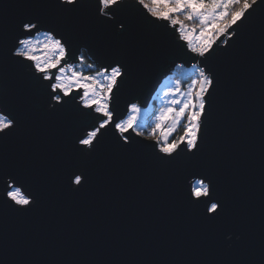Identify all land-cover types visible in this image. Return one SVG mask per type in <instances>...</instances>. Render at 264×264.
I'll return each instance as SVG.
<instances>
[{
    "label": "water",
    "instance_id": "95a60500",
    "mask_svg": "<svg viewBox=\"0 0 264 264\" xmlns=\"http://www.w3.org/2000/svg\"><path fill=\"white\" fill-rule=\"evenodd\" d=\"M97 3L79 0L69 11L59 0H0V113L17 121L0 139V264H264V12L237 22L200 57L179 25L155 20L137 0H123L111 20ZM27 18L41 25L32 36L63 37L60 66L82 51L101 69L121 66L115 122L133 103L147 107L177 64L210 72L199 151L181 144L169 160L156 139L114 124L92 147L80 145L101 116L80 101L82 89L57 102L29 61L8 58ZM9 172L34 199L31 208L8 200ZM76 175L86 177L79 190L70 182ZM199 179L224 203L214 220L189 197Z\"/></svg>",
    "mask_w": 264,
    "mask_h": 264
},
{
    "label": "snow or ice",
    "instance_id": "6c2138e0",
    "mask_svg": "<svg viewBox=\"0 0 264 264\" xmlns=\"http://www.w3.org/2000/svg\"><path fill=\"white\" fill-rule=\"evenodd\" d=\"M137 2L155 20L168 21L174 27L179 25L180 39L186 41L191 52L198 54L200 57H205V54L213 48L217 38L224 35L233 25H237V22L243 23L245 19L258 10L264 12V0H137ZM78 3L79 0H59L58 6L70 5L72 8L67 10L71 11ZM230 4L239 5V7L229 13L228 7ZM122 9L123 0H98L96 11L101 17H108L111 20ZM182 14L185 15L186 20H199L201 25L199 36L195 35V30L186 29L182 21L174 18V16ZM229 15L231 16L230 19L228 18ZM34 20H38V18H27L19 21L16 28L23 38L15 40L11 47L7 49L8 58H22L29 61L35 72L42 74L43 79L50 83L52 91L56 93L52 98L57 102L62 99L61 93L63 96H69L73 86L84 90L81 97L84 106L94 109V112L101 114V116L99 127L90 131L86 138L79 139V144L92 147L93 141L97 138V134L100 133L101 129H105L111 124H114L115 129L120 133H127L129 129H132L135 125V117L130 116L127 120L115 122L110 107L113 89L118 84V78L123 75L121 66L117 64L110 67V71L106 68L101 72H97L95 76L86 77L73 70L71 66H68L67 69L60 66L68 54L66 42H62L63 37L58 39L50 31L45 36L44 41L34 43L32 34L38 31L41 26ZM121 27L123 28L124 25L121 24ZM38 52H43L44 55H37ZM49 52H54L56 55L49 56L47 55ZM80 59L83 60V56ZM52 69H58L59 74L53 75ZM66 71H71V75L66 77L64 75ZM101 76H103V79H100ZM36 79H40V77L38 76ZM213 82V76L210 72H206L204 68L199 69V79L193 81L194 85L199 84V90L195 92V96L186 100L179 112L173 114L172 110L169 109L167 113H162L158 117L159 122L149 135L153 139L163 141L159 150L169 160L175 159V156L180 154L181 144L185 145L189 153L195 154L196 151H199L198 140L203 123L202 116L205 112V94L209 92ZM189 95L191 96V93ZM131 109L133 112L138 111L135 104L131 105ZM186 112L188 123L185 125L184 135L169 143L168 135L172 130L163 131V122L170 118L179 120L180 116L185 115ZM16 126L17 121L11 113L7 115L0 113V139L9 136ZM158 130L160 131L159 137L156 136ZM140 135H143V133H140ZM124 139L127 142L126 136ZM77 151L83 153V149L77 148ZM6 174L10 177L7 188L11 189H6L8 200L13 202L14 205L21 206L17 209L18 211L31 208L34 199L23 194L21 188L16 187L13 183V181L18 183L19 177L11 172ZM3 175L5 173L0 172V179L3 178ZM85 179L86 177L82 175H76L74 180L70 178V182L77 185L76 190H79ZM213 191L214 186L205 183L202 179L196 181L195 186L191 188L189 193V197L194 198V203L203 206L204 214L209 220L220 217L224 212L223 201L214 197Z\"/></svg>",
    "mask_w": 264,
    "mask_h": 264
},
{
    "label": "rangeland",
    "instance_id": "374dc122",
    "mask_svg": "<svg viewBox=\"0 0 264 264\" xmlns=\"http://www.w3.org/2000/svg\"><path fill=\"white\" fill-rule=\"evenodd\" d=\"M193 21L195 22L196 20H193ZM196 22H197L196 28L198 29V31H196V28L192 27L191 25L184 24V26L188 30H195V35L199 36L201 25H200L199 20H197ZM47 34L48 33L42 32V31L39 33H36L35 35L32 36L33 42L35 43L36 41H41V42L44 41L45 36ZM37 55L43 56L44 53L38 52ZM47 55L52 56V55H56V53L49 52L47 53ZM68 66H71L73 70H75L78 73H81L85 77L95 76L97 72H101L103 70L99 68L96 72L89 71L87 65L85 66L82 62H80V60L75 64L64 65L66 69L68 68ZM182 66H183L182 64H177L176 67L175 66L173 67L174 71H177L178 75H176V72H171V74L163 78V82L156 89V92L154 93L147 107L140 108V106L137 103H133L137 105L138 111L133 112L130 106L127 112V115L124 118H122L120 121L127 120L130 116H134L135 117V125L133 127L134 130L139 134L143 133L144 136L153 139L149 134L152 132V129L155 128L157 123L159 122L158 117H160L162 113H167L169 109L172 110L173 114L179 112L180 108L184 106V102L194 97L195 92L199 90V84L197 83L194 85L193 81H196L199 79V69L200 68H198L196 64L191 65V66H185V65L183 67ZM55 74L56 75L59 74L58 70L56 71ZM64 75L66 77L70 76L71 71H66ZM100 79H103V76H101ZM73 88L76 89L77 87L73 86ZM80 91H81L80 93L81 96L79 99L83 103L81 97L83 96L84 90L82 89ZM189 93H191V96L189 95ZM152 100L154 102H152ZM187 123H188L187 112L185 113V115L180 116L179 120L170 118L163 122V125H162L163 131L168 132L169 129L172 130L171 132H169V135H168L169 143H171L174 140H178L181 136L184 135L185 125ZM180 126H182V128ZM178 128L180 129L179 135H177L175 139L173 138L169 141L172 135L176 133ZM90 131L92 130H89V132ZM86 136L84 138H86ZM156 136L157 137L160 136L159 130L156 132ZM157 142H158V145L160 146V144L163 141L157 140ZM199 180H195L193 182L192 187L195 186L196 181H199Z\"/></svg>",
    "mask_w": 264,
    "mask_h": 264
},
{
    "label": "trees",
    "instance_id": "16d2710c",
    "mask_svg": "<svg viewBox=\"0 0 264 264\" xmlns=\"http://www.w3.org/2000/svg\"><path fill=\"white\" fill-rule=\"evenodd\" d=\"M239 7V5H229V7H228V12L229 13H231V12H233V11H235V9L236 8H238ZM175 19H178V20H180V21H182L183 22V24H186V25H191L192 27H195L196 28V26H197V20L194 22L193 20H186L185 19V15H179V16H175L174 17ZM229 19L231 18V16L229 15V17H228ZM193 21V22H192ZM193 23V24H192ZM210 27V26H209ZM196 31H198V29L196 28ZM81 56H83V60H81L80 59V62H82L85 66L87 65V67H88V70L89 71H93V72H96L98 69H99V67H98V65H96L93 61H91V59L88 57V55H87V53H86V51H82V53H81V55H80V57ZM86 67V68H87ZM176 67V66H175ZM183 67V66H182ZM84 70H86V69H84ZM172 72H176V75H178L177 74V71H174V69H173V71ZM188 78V77H187ZM154 100V99H153ZM152 100V102H154ZM181 128H182V126H180ZM179 127V128H180ZM178 128V130L176 131V133L174 134V135H172V137L169 139V141L171 140V139H175L176 137H177V135H179V133H180V129Z\"/></svg>",
    "mask_w": 264,
    "mask_h": 264
},
{
    "label": "built area",
    "instance_id": "2783aa9c",
    "mask_svg": "<svg viewBox=\"0 0 264 264\" xmlns=\"http://www.w3.org/2000/svg\"><path fill=\"white\" fill-rule=\"evenodd\" d=\"M201 69V68H200Z\"/></svg>",
    "mask_w": 264,
    "mask_h": 264
}]
</instances>
